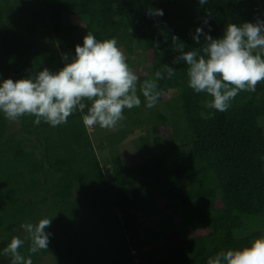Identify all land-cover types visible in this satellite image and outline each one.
I'll return each instance as SVG.
<instances>
[{
    "label": "trees",
    "instance_id": "16d2710c",
    "mask_svg": "<svg viewBox=\"0 0 264 264\" xmlns=\"http://www.w3.org/2000/svg\"><path fill=\"white\" fill-rule=\"evenodd\" d=\"M257 20L264 0H0V78L58 71L87 33L115 38L142 101L123 116L145 133L135 163L113 159L104 169L96 147L117 151L133 128L97 140L79 111L56 127L0 114V264H11L3 249L14 236L32 264H206L257 237L240 232L243 216L264 213V80L218 112L188 87L187 65L173 64L180 47L202 50L196 27L218 38L230 23ZM140 48L148 70L135 61ZM165 65L175 75L165 72L163 94L147 108L139 85ZM42 218L51 219L48 249L33 254L21 224Z\"/></svg>",
    "mask_w": 264,
    "mask_h": 264
},
{
    "label": "clouds",
    "instance_id": "9594fccd",
    "mask_svg": "<svg viewBox=\"0 0 264 264\" xmlns=\"http://www.w3.org/2000/svg\"><path fill=\"white\" fill-rule=\"evenodd\" d=\"M198 2L203 6L208 0ZM147 11L149 15L164 14L158 8ZM210 32V26L208 32L196 27L192 39L200 44L203 37L202 50L185 51L180 47L173 64L183 61L187 65L188 87L212 98L208 108L226 112L241 91L254 92L264 80V21L230 23L218 38ZM62 59L64 66L55 72L44 68L26 78H0V114L10 121L31 115L36 125L43 121L56 127L66 124L79 111L86 128H112L123 118L124 109L141 105L139 77L129 67L115 38L98 40L87 33L83 43L75 46L71 60L67 54ZM175 71L165 65L164 71H156L154 78L139 85L147 108L155 107L163 94L158 81L165 78V72L171 79ZM50 224L48 218L21 224L31 242V253L48 249L51 233L46 229ZM24 243V239L14 236L3 249L11 264H32L31 257L25 258L19 251ZM206 264H264V235L243 247L218 251L207 258Z\"/></svg>",
    "mask_w": 264,
    "mask_h": 264
},
{
    "label": "rangeland",
    "instance_id": "374dc122",
    "mask_svg": "<svg viewBox=\"0 0 264 264\" xmlns=\"http://www.w3.org/2000/svg\"><path fill=\"white\" fill-rule=\"evenodd\" d=\"M143 55L144 53L142 52V49L141 48L138 49L136 52L135 61L139 63L140 68H142L143 70H148L150 68V64L144 60ZM172 92L173 91L170 90L169 92L170 95H172ZM259 122L264 129V116L259 118ZM131 128H133L134 132L133 133L127 132L125 140H123L120 143V146L119 148H117L118 149L117 151H114L109 147L108 148H103L101 146L96 147L100 162L104 169H111L113 159H122L123 160L121 163L122 165H130L132 163H135L138 160V158L136 157L134 150H136L138 147L139 137L145 133L143 132V128L132 125L131 121H129L125 116H123V118L116 124V126L112 128H101L98 125L92 128H88L92 138L97 140L103 138V136L107 134L119 132L122 130H129ZM150 141L149 143L151 144L153 151L155 153H160L162 150L156 148ZM145 223L146 224L152 223V221L151 219H147L145 220ZM254 232L259 233L257 237L264 235V213L262 215H256L253 217L243 216V225L240 233L245 235V234H252ZM50 260L48 258L45 261V263L46 264L56 263V262L51 263Z\"/></svg>",
    "mask_w": 264,
    "mask_h": 264
}]
</instances>
